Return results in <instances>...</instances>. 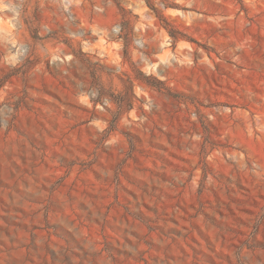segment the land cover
I'll use <instances>...</instances> for the list:
<instances>
[{
	"label": "rangeland",
	"instance_id": "1",
	"mask_svg": "<svg viewBox=\"0 0 264 264\" xmlns=\"http://www.w3.org/2000/svg\"><path fill=\"white\" fill-rule=\"evenodd\" d=\"M0 264H264V0H0Z\"/></svg>",
	"mask_w": 264,
	"mask_h": 264
}]
</instances>
